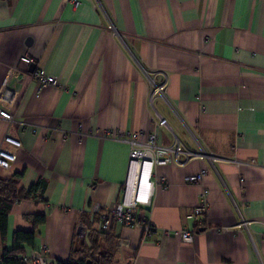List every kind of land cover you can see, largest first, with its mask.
I'll list each match as a JSON object with an SVG mask.
<instances>
[{"label":"crops","instance_id":"crops-1","mask_svg":"<svg viewBox=\"0 0 264 264\" xmlns=\"http://www.w3.org/2000/svg\"><path fill=\"white\" fill-rule=\"evenodd\" d=\"M8 66L23 73L7 82L18 99L0 144L8 132L21 148L0 180L17 175V194L38 185L42 199L14 201L9 236L43 214L30 248L58 264L73 240L90 246L101 230L91 205L120 203L136 185L117 133L154 131L158 145L205 156L152 169L165 182L138 212L156 228L144 236L113 220L112 264H264V0H0V85ZM36 68L64 89L38 90ZM203 189L207 211L190 219ZM179 228L195 231L192 244L166 232Z\"/></svg>","mask_w":264,"mask_h":264},{"label":"built area","instance_id":"built-area-1","mask_svg":"<svg viewBox=\"0 0 264 264\" xmlns=\"http://www.w3.org/2000/svg\"><path fill=\"white\" fill-rule=\"evenodd\" d=\"M19 62L21 64L34 63L33 57L24 53L19 56ZM23 72L18 66H8L5 72L2 84L0 85V120L7 122L13 121L12 107L17 102V91L8 85V80L12 76H18ZM30 77L36 81L37 89L41 90L45 87H56L63 90L64 87L60 85L58 78L52 74L45 72L39 68L34 69L29 73ZM159 93L163 95V86L153 90V94ZM152 94V95H153ZM156 124L159 126H167L166 120L156 115ZM154 120V118H152ZM156 133L132 131L125 135L117 133L115 139L125 142L129 146V167H134L133 172L135 176L136 185L133 188H129L128 184L125 187V199L120 203H111L109 206L103 208L98 204L91 205V212L98 215L101 221V230L107 231L113 220L124 226H140L143 230L144 236H149L151 232L156 228L154 224L144 218L143 214L138 212V209L149 203L150 196L153 191L154 184L162 185L165 182L164 177H153V168L158 165H163L169 162L178 161L179 154H184L187 158L192 156H205L200 153H193L181 149L177 141L170 146H161L156 143ZM21 148V141L14 137L12 134L4 133L0 144V168L10 169L13 162L16 160L18 151ZM211 158H217L209 154ZM225 161L235 162L237 164H255V160L250 161H238L230 158H218ZM141 173V174H140ZM206 170H201L198 174L189 175L186 177L188 182L200 181ZM140 174V175H139ZM139 191L145 193V201L142 202L138 199L130 200L131 194L135 191V195ZM202 200L191 208L188 213V218L192 219L197 215H203L207 211L208 204L206 200V190L203 189L201 193ZM248 223V222H245ZM81 228H78L80 230ZM167 233H173L178 236L184 244H192L194 240L195 231L185 228H179L172 231H166ZM18 259L21 264H54L53 261L46 255L40 253L35 249H28L26 252L19 254Z\"/></svg>","mask_w":264,"mask_h":264},{"label":"trees","instance_id":"trees-1","mask_svg":"<svg viewBox=\"0 0 264 264\" xmlns=\"http://www.w3.org/2000/svg\"><path fill=\"white\" fill-rule=\"evenodd\" d=\"M18 176H11L7 180H0V240L3 243L2 257L0 264H21L18 256L27 251L33 245L35 229L45 220L43 214L25 215L24 218L32 223L30 230H16L9 236L8 218L14 201L24 197H34L33 193L38 185H33L26 192V195L17 194ZM42 200L41 198H38ZM112 226V224H111ZM111 226L107 231L91 233L90 246L83 237L73 240L72 250L69 259L58 264H112L114 263L113 255V238H111ZM10 237L11 247H5V242ZM107 245V247H105Z\"/></svg>","mask_w":264,"mask_h":264},{"label":"bare ground","instance_id":"bare-ground-1","mask_svg":"<svg viewBox=\"0 0 264 264\" xmlns=\"http://www.w3.org/2000/svg\"><path fill=\"white\" fill-rule=\"evenodd\" d=\"M141 174V173H140ZM139 174V175H140ZM137 184V183H136ZM134 199H138L140 201H144L145 199V193H143L142 191H139L136 195H135V191L131 194L130 196V200H134Z\"/></svg>","mask_w":264,"mask_h":264}]
</instances>
